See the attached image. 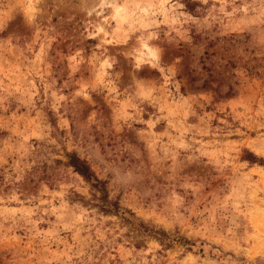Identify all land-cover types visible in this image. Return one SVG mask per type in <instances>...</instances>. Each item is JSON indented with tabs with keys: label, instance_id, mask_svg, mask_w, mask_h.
Listing matches in <instances>:
<instances>
[{
	"label": "rangeland",
	"instance_id": "obj_1",
	"mask_svg": "<svg viewBox=\"0 0 264 264\" xmlns=\"http://www.w3.org/2000/svg\"><path fill=\"white\" fill-rule=\"evenodd\" d=\"M246 151L264 0H0V264H264Z\"/></svg>",
	"mask_w": 264,
	"mask_h": 264
},
{
	"label": "trees",
	"instance_id": "obj_2",
	"mask_svg": "<svg viewBox=\"0 0 264 264\" xmlns=\"http://www.w3.org/2000/svg\"><path fill=\"white\" fill-rule=\"evenodd\" d=\"M246 156L244 159L249 161L250 163L253 164H259L264 167V158L257 157L250 151H246ZM68 165L71 166L79 175H81L86 181L91 182V186L98 192H100L99 196L94 195L95 200L97 201V205L101 208L102 211H111L117 210V203L113 201L108 200V195L106 192L105 188V183L104 181L100 180L97 178L93 171L91 170L90 166L88 163L80 158L76 153H68ZM156 234L159 235H165L166 233L163 230L155 232ZM160 240V239H159ZM162 241V237L161 240Z\"/></svg>",
	"mask_w": 264,
	"mask_h": 264
}]
</instances>
